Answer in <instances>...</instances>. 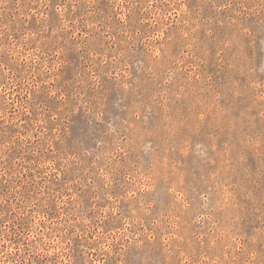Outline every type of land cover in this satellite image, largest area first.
I'll use <instances>...</instances> for the list:
<instances>
[{"label":"rangeland","instance_id":"374dc122","mask_svg":"<svg viewBox=\"0 0 264 264\" xmlns=\"http://www.w3.org/2000/svg\"><path fill=\"white\" fill-rule=\"evenodd\" d=\"M0 264H264V0H0Z\"/></svg>","mask_w":264,"mask_h":264}]
</instances>
